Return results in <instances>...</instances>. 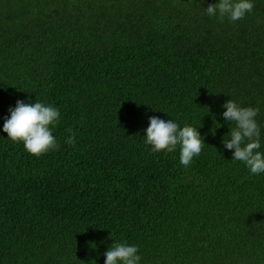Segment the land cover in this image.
<instances>
[{
  "label": "trees",
  "instance_id": "obj_1",
  "mask_svg": "<svg viewBox=\"0 0 264 264\" xmlns=\"http://www.w3.org/2000/svg\"><path fill=\"white\" fill-rule=\"evenodd\" d=\"M212 3L0 0V129L18 99L61 112L40 157L0 131V264H104L113 242L142 264H264V174L231 160L221 115L258 107L264 150V0L235 23ZM150 116L199 128L188 168L145 144Z\"/></svg>",
  "mask_w": 264,
  "mask_h": 264
},
{
  "label": "clouds",
  "instance_id": "obj_2",
  "mask_svg": "<svg viewBox=\"0 0 264 264\" xmlns=\"http://www.w3.org/2000/svg\"><path fill=\"white\" fill-rule=\"evenodd\" d=\"M254 7L255 0H216V3L208 4L205 11L209 17H219L222 20L226 18L235 23L252 13ZM222 108L225 109L221 113L224 122L235 125L227 133L229 138L223 137V148L233 150L231 160L244 164L250 174H264L262 129L256 119L260 109L242 106L233 99L227 100ZM8 113L0 131L6 133L7 138L13 142L22 143L31 155L40 157L60 147L53 134V129L61 117L58 107L37 100L26 102L18 99L14 106H9ZM148 120L143 136L145 144L151 146L152 151L172 152L179 148V162L185 168L202 153L206 143L199 128L158 116H150ZM218 124L221 125L219 122ZM66 142L74 144L75 137L70 136ZM103 255L104 264H142V255L137 244L113 242Z\"/></svg>",
  "mask_w": 264,
  "mask_h": 264
}]
</instances>
